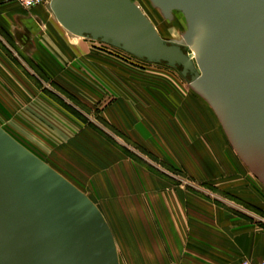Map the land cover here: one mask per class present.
<instances>
[{
  "label": "rangeland",
  "instance_id": "obj_1",
  "mask_svg": "<svg viewBox=\"0 0 264 264\" xmlns=\"http://www.w3.org/2000/svg\"><path fill=\"white\" fill-rule=\"evenodd\" d=\"M132 1L161 37L184 40L180 14ZM194 94L166 66L70 39L46 7L25 11L0 0V128L102 211L120 264L229 258L203 232H213V209L224 210L235 229L264 231V186L230 153L220 124ZM185 103L195 129L183 118ZM117 167L128 173L127 188H137L139 208L132 194L121 208L119 194L97 184L100 173Z\"/></svg>",
  "mask_w": 264,
  "mask_h": 264
},
{
  "label": "water",
  "instance_id": "obj_2",
  "mask_svg": "<svg viewBox=\"0 0 264 264\" xmlns=\"http://www.w3.org/2000/svg\"><path fill=\"white\" fill-rule=\"evenodd\" d=\"M180 14L181 43L132 0H50L71 38L175 70L211 108L232 150L264 186V0H150ZM0 264H119L95 204L0 128Z\"/></svg>",
  "mask_w": 264,
  "mask_h": 264
},
{
  "label": "crops",
  "instance_id": "obj_3",
  "mask_svg": "<svg viewBox=\"0 0 264 264\" xmlns=\"http://www.w3.org/2000/svg\"><path fill=\"white\" fill-rule=\"evenodd\" d=\"M70 39H73V40L79 39L80 41H86L87 43H96V42H91V41L80 39V38H71L70 37ZM194 97L196 99H198L200 102H202L212 112L215 121L219 124L215 114L213 113L211 108L204 102V100L195 94H194ZM184 105L186 106L185 108L187 110H189L188 109L189 104L185 103ZM190 111H192V110L190 109L189 111H187L188 113L184 112L185 114H183V118L187 121V123L191 122V123H189L190 127L195 129L193 121H192L194 119L190 115V113H189ZM197 116H198L199 120L201 118H203V120L204 121L206 120V122L210 121V118H208L206 115H204L202 113L201 114L197 113ZM197 116H196V118H197ZM221 132H222V130H221ZM222 134L224 137L223 140L225 139V141L227 143V139H226L225 134L223 132H222ZM197 135H198V133H197ZM172 136H173V134H172ZM200 136H201V134H200ZM169 146L174 151V153L177 152V150L174 148V146L172 144L169 143ZM223 146H224V142H223ZM229 151L231 154L233 153V150L231 147H230ZM82 171H83L82 175L87 176V178H91L93 175V173L88 172L87 170L82 169ZM127 175H128V173L124 167H122V168L117 167V168H114L112 171H109L107 173L106 172L100 173L99 174L100 179L98 178L99 181H97V184H99L104 189L105 193H107V194L110 193L112 190L113 191L111 193L113 195L119 194L118 197H116L117 195L113 196V197H115L114 198L115 201L122 200L119 203L121 208H122V206H128V205L132 204L130 201L129 202L127 201V196L129 194L134 195L135 203L134 202L133 203H134V205H136V207H138V202L136 200V195L138 193V192H136L137 188L134 189V187H133V189L135 191L132 190L131 188L130 189L127 188V186L129 187L130 185H132V182L130 180H128ZM113 184L115 186V190L111 188L113 186ZM122 196H124V198H120ZM99 211L103 215L102 211L101 210H99ZM213 213L215 214V216H213V232L210 229H209L210 231L207 230L208 228H206V227L204 228L203 232L212 234L211 236L213 237V244L217 247V250H216L217 254H219V253L223 254V252H224L225 254L228 255L225 257H229V258H225V259L222 258V260H220V262H217L218 264H236L242 260L249 261L250 263H257L261 260H264V231H260L259 229H255L254 227H250L249 225H241V226H238L237 229H235L233 226L232 220H229L226 217L224 210L213 209ZM103 217H104V215H103ZM104 219H105V217H104ZM105 221L107 222L106 219H105ZM227 223H229V224H227ZM108 226H109V224H108ZM109 228L111 230L110 226H109ZM111 233L113 235V239H114V242L116 245L117 243L115 241V237H114L112 230H111ZM235 240H236V245H235ZM116 248H118L117 245H116ZM118 258H119V255H118Z\"/></svg>",
  "mask_w": 264,
  "mask_h": 264
},
{
  "label": "built area",
  "instance_id": "obj_4",
  "mask_svg": "<svg viewBox=\"0 0 264 264\" xmlns=\"http://www.w3.org/2000/svg\"><path fill=\"white\" fill-rule=\"evenodd\" d=\"M50 0H13L15 4L22 10L29 11L41 7H46ZM236 264H264V260L257 263H250L249 261L242 260Z\"/></svg>",
  "mask_w": 264,
  "mask_h": 264
}]
</instances>
